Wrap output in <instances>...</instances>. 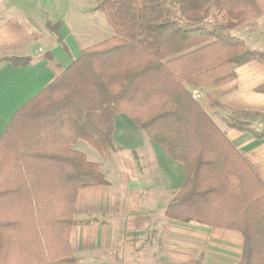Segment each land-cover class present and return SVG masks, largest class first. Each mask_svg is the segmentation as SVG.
<instances>
[{
    "label": "trees",
    "instance_id": "obj_1",
    "mask_svg": "<svg viewBox=\"0 0 264 264\" xmlns=\"http://www.w3.org/2000/svg\"><path fill=\"white\" fill-rule=\"evenodd\" d=\"M94 1L114 34L83 49L14 113L0 138V264L77 263L68 243L77 192L106 180L71 146L83 140L107 153L119 112L185 169L167 217L237 231L238 264H264V183L190 92L218 88L252 61L264 64V53L233 33L264 19V0ZM46 26L57 34L60 24ZM258 116L224 121L253 131L247 123ZM254 133L264 138V129Z\"/></svg>",
    "mask_w": 264,
    "mask_h": 264
},
{
    "label": "crops",
    "instance_id": "obj_2",
    "mask_svg": "<svg viewBox=\"0 0 264 264\" xmlns=\"http://www.w3.org/2000/svg\"><path fill=\"white\" fill-rule=\"evenodd\" d=\"M52 2L0 0V138L14 113L41 93L83 49L114 34L96 16L95 4L88 8L91 19L73 13L75 17L67 20L64 15L70 14L69 7L66 14L61 9L52 11ZM76 10L79 15L87 13L82 5ZM48 22L60 24L57 34L47 28ZM11 58L29 62L16 66ZM263 84L264 64L252 61L236 68L234 78L218 88H191L190 92L234 152L264 183V138L254 133L264 129V93L255 92ZM239 112L259 114L247 123L253 131L225 123V117ZM111 141L103 155L85 141L74 145L99 165L106 180L77 192L72 217L78 224L68 237L76 264L240 262L243 237L239 232L167 217L166 208L186 181L183 165L171 160L123 112L113 117Z\"/></svg>",
    "mask_w": 264,
    "mask_h": 264
},
{
    "label": "rangeland",
    "instance_id": "obj_3",
    "mask_svg": "<svg viewBox=\"0 0 264 264\" xmlns=\"http://www.w3.org/2000/svg\"><path fill=\"white\" fill-rule=\"evenodd\" d=\"M94 4H95L94 0H53L51 9H52V11H54V10L57 11L58 9H61L66 14L67 7H69L70 14L69 15H64L65 19H67V20L72 18V17H75V15H77L78 17L85 18V19H87V18L91 19L92 18V13H91V11H89L88 8L91 5L94 6ZM79 5H82V6L86 7V10H87L86 14H80V15L77 14V11H79V10H76V8L79 7ZM94 12L96 13V16H99V18H101V20H103L105 22V24L107 25V22H106V20L104 18V15L101 12L96 11V10ZM85 24H86L85 27H87L88 26L87 22ZM85 29L87 31H89V28H85ZM233 33H234L235 36L239 37L240 39H242L245 42V45H246V47L248 49L256 50V51H260V52L264 53V19L260 18V19H258L256 21L252 22L251 24L238 27L235 31H233ZM78 141H83V140H77L71 146V148L73 150H75L74 149V145ZM86 144L90 145L88 142H86ZM80 154H81V152H80ZM91 162H93V161H91ZM94 163H96V162H94Z\"/></svg>",
    "mask_w": 264,
    "mask_h": 264
}]
</instances>
